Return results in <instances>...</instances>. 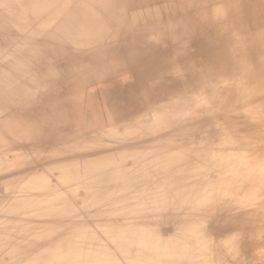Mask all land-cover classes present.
Instances as JSON below:
<instances>
[{
  "label": "bare ground",
  "instance_id": "6f19581e",
  "mask_svg": "<svg viewBox=\"0 0 264 264\" xmlns=\"http://www.w3.org/2000/svg\"><path fill=\"white\" fill-rule=\"evenodd\" d=\"M263 221L264 0H0V264H264Z\"/></svg>",
  "mask_w": 264,
  "mask_h": 264
},
{
  "label": "rangeland",
  "instance_id": "374dc122",
  "mask_svg": "<svg viewBox=\"0 0 264 264\" xmlns=\"http://www.w3.org/2000/svg\"><path fill=\"white\" fill-rule=\"evenodd\" d=\"M21 109V111H22V113H23V109L22 108H20ZM223 131H225V129H223ZM264 222V221H263Z\"/></svg>",
  "mask_w": 264,
  "mask_h": 264
}]
</instances>
